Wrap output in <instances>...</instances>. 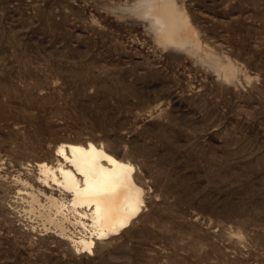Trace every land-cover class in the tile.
Returning a JSON list of instances; mask_svg holds the SVG:
<instances>
[{
  "label": "rangeland",
  "instance_id": "1",
  "mask_svg": "<svg viewBox=\"0 0 264 264\" xmlns=\"http://www.w3.org/2000/svg\"><path fill=\"white\" fill-rule=\"evenodd\" d=\"M153 1L0 0V264H264V0H172L187 48ZM89 143L144 191L92 256L37 167Z\"/></svg>",
  "mask_w": 264,
  "mask_h": 264
},
{
  "label": "bare ground",
  "instance_id": "2",
  "mask_svg": "<svg viewBox=\"0 0 264 264\" xmlns=\"http://www.w3.org/2000/svg\"><path fill=\"white\" fill-rule=\"evenodd\" d=\"M149 6L148 16L156 18L167 44L187 48L195 43V36L172 0H154ZM56 155L59 158L56 166L40 163L38 170L45 185H54L72 196L67 202L56 198L51 201L63 220L69 214L78 216V223L90 231V236L73 242L77 251L92 256L96 241L119 235L132 224L141 212L144 191L136 183L131 164L116 159L93 143L61 145ZM63 224L60 221L55 225L64 231Z\"/></svg>",
  "mask_w": 264,
  "mask_h": 264
}]
</instances>
